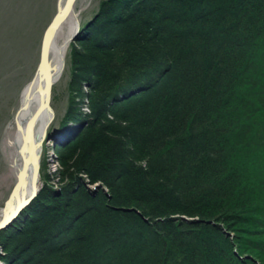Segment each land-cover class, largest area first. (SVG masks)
<instances>
[{"label":"trees","instance_id":"trees-1","mask_svg":"<svg viewBox=\"0 0 264 264\" xmlns=\"http://www.w3.org/2000/svg\"><path fill=\"white\" fill-rule=\"evenodd\" d=\"M70 59L81 129L0 259L264 264V0H99Z\"/></svg>","mask_w":264,"mask_h":264},{"label":"rangeland","instance_id":"rangeland-1","mask_svg":"<svg viewBox=\"0 0 264 264\" xmlns=\"http://www.w3.org/2000/svg\"><path fill=\"white\" fill-rule=\"evenodd\" d=\"M98 1L75 0L73 13L68 17L70 19V16L73 18L76 15L79 20L78 30H80L81 21L85 22L93 14ZM57 2L58 0H0V210L16 179L15 167L20 161L19 156L15 153L14 141L17 130L14 114L19 107L23 90L37 69L40 60L41 34L55 13ZM67 32L68 27L65 25L63 30L57 31V40L60 42L64 40ZM72 40L69 38L67 43L62 73L52 85L51 105L55 117L48 126L49 131L57 127L58 121L68 105L71 93L69 81L72 70L70 59ZM83 89H87V86L83 85ZM82 109L88 111L89 108L84 105ZM77 125L78 127L76 126L69 131L66 129V137H64L62 144L76 138L75 132L81 129L82 124L77 123ZM57 143H60V140L56 137L45 139L40 149V171L43 162V170L49 172L51 176L61 166L59 159L55 161L58 158L55 156L54 150ZM51 178V182L58 185L56 178ZM86 186L92 192L97 191L99 187L107 191L100 182L86 183ZM4 253L0 247V254ZM0 264H6V261L0 259Z\"/></svg>","mask_w":264,"mask_h":264},{"label":"water","instance_id":"water-1","mask_svg":"<svg viewBox=\"0 0 264 264\" xmlns=\"http://www.w3.org/2000/svg\"><path fill=\"white\" fill-rule=\"evenodd\" d=\"M75 0H58L57 9L47 26L43 29L40 38V60L32 79L27 83L36 85L35 96L29 100L28 109L23 128L18 127L16 118L19 107L14 114V123L18 130L22 129L18 148L15 153L19 156L20 161L16 167V179L5 198L0 210V229L8 226L21 210L28 205L37 195L42 186L40 177V149L42 140L46 134L49 123L54 118L55 112L51 105L52 85L57 80L60 69H55L49 56L51 43L60 29L62 23L73 13V4ZM76 27L70 33L69 38H74L78 33L79 21L75 18ZM33 108V109H32ZM41 121V129L34 130V124ZM39 126V128H40ZM16 129V130H17ZM40 132V133H39Z\"/></svg>","mask_w":264,"mask_h":264},{"label":"bare ground","instance_id":"bare-ground-1","mask_svg":"<svg viewBox=\"0 0 264 264\" xmlns=\"http://www.w3.org/2000/svg\"><path fill=\"white\" fill-rule=\"evenodd\" d=\"M71 17L72 16H70V19L68 17L62 23V25L59 29V30H63L65 25H67V27H68V32H67V34H65L64 40H62L61 42L58 41L56 38V35H55V37L51 43V46H50L49 56L51 58V61L53 63L54 68L58 69V70L60 69L61 64L64 62V55L66 53V47H67V43L69 41V34L71 32H73L74 28L76 27V23H75L76 15H74L73 18H71ZM68 19L70 20L69 22H68ZM71 19H73V20L71 21ZM62 66L64 67V65H62ZM63 67H61V72L63 70ZM61 72H60V74H61ZM60 74H59V76H60ZM59 76H58V78H59ZM35 83H36V85H34L32 83L26 85L25 89L23 90L22 99H21V107L18 111V116L16 118V121L18 122V127L20 125V128H23V122H24L25 116H26L27 112L29 111L28 102H29V100H31L35 96L37 81ZM38 120L39 119H37V121L33 127L35 131L37 129L38 130L41 129L40 125H41L42 120H40V121H38ZM39 126H40V128H39ZM21 131H22V129H20V130L17 129V134H16V138H15L16 140L14 141L15 146H17L18 148L20 147V145H19L20 134L19 133H21Z\"/></svg>","mask_w":264,"mask_h":264}]
</instances>
